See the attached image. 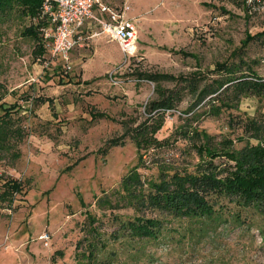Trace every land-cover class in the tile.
<instances>
[{
	"label": "rangeland",
	"instance_id": "1",
	"mask_svg": "<svg viewBox=\"0 0 264 264\" xmlns=\"http://www.w3.org/2000/svg\"><path fill=\"white\" fill-rule=\"evenodd\" d=\"M101 1L110 7L125 1V16L136 20L137 50L126 63L115 42L97 40L68 53L69 70L58 59L59 70H51L47 50L33 54L35 41L20 33L31 24L27 17L15 10L0 16V106L10 111L0 177L17 178L24 190L9 206L0 203V264H264L263 217L253 210L225 226H210L203 217L170 219L163 226L177 228L178 236L162 229L156 239H147L118 229L130 209L92 204L135 164L136 150L126 133L145 116L143 105L155 98V86L181 87L191 75L202 84L217 76L215 63L240 60L264 78V46L241 45L246 34L264 29V13L246 15L238 0ZM80 64L84 74H93L86 82L75 74ZM117 66L121 83L110 85L105 70ZM182 89L175 108L165 111L158 137L177 126L178 117L188 116L183 110L191 95ZM196 111L191 124L215 144L239 134L237 116L264 114V97L246 95L236 109L216 116L203 107ZM232 141L234 147L242 144ZM157 156L177 170L192 171L196 162L184 140L171 141ZM137 171L142 177L156 173L154 166ZM183 226L190 230L181 239ZM43 232L45 244L38 239ZM85 249L94 252L89 262L78 256Z\"/></svg>",
	"mask_w": 264,
	"mask_h": 264
},
{
	"label": "trees",
	"instance_id": "2",
	"mask_svg": "<svg viewBox=\"0 0 264 264\" xmlns=\"http://www.w3.org/2000/svg\"><path fill=\"white\" fill-rule=\"evenodd\" d=\"M38 6L39 0H0V16L15 10L31 23L20 33L35 41L33 54H40L43 48L37 34V22L33 21ZM249 41L264 46V29L246 34L241 45L245 46ZM241 62L215 63L212 72L217 76L202 84L191 75L182 85L184 87H178V83L170 89L154 87L155 98L143 105L145 116L126 133L136 150L135 164L121 176L110 193L102 191L92 199L96 209L102 206L109 211L115 207L130 209V216L117 222L123 235L156 239L162 229H167L178 236L177 228L164 227L170 224V219L198 220L203 217L210 226H225L231 222L239 223L243 212L253 210L263 217L259 233L264 240V114L237 116L239 134L234 139L222 137L215 144L204 129L191 124L200 107L208 115L216 116L222 110L236 109L240 98L246 95L264 97V78L257 76L250 65ZM58 66H52L51 70ZM182 88L191 95V102L183 110L188 116L178 117L180 123L167 135L158 137L165 111L175 108L181 100ZM6 108L0 106V152L7 150L5 142L10 134L7 126L10 111ZM12 111L16 113L18 109ZM90 115L100 116L101 113ZM175 140H184L196 156L192 171L177 170L167 159L157 156ZM232 140L242 141V144L234 147ZM215 157L222 160L214 162ZM147 166L155 167L154 176L142 177L137 171ZM15 194H24L20 181L15 177H0V203L9 206ZM183 227L180 238L184 237V230H190ZM82 238L76 244L83 241ZM87 242V247L92 246L90 240ZM93 255L92 249H87L78 256L89 262Z\"/></svg>",
	"mask_w": 264,
	"mask_h": 264
},
{
	"label": "built area",
	"instance_id": "3",
	"mask_svg": "<svg viewBox=\"0 0 264 264\" xmlns=\"http://www.w3.org/2000/svg\"><path fill=\"white\" fill-rule=\"evenodd\" d=\"M239 7L246 15L264 13V0H238ZM128 9L126 2L118 7H110L101 0H39L38 13L33 21L37 22V34L43 48L49 55V61L60 60L64 69H69L68 53L80 44L77 31L91 26L87 37L103 35L115 42L126 63L136 54V23L134 18L124 16ZM47 63V64H48ZM119 66L105 72L110 85H119L116 76ZM38 239L47 241L43 232Z\"/></svg>",
	"mask_w": 264,
	"mask_h": 264
},
{
	"label": "crops",
	"instance_id": "4",
	"mask_svg": "<svg viewBox=\"0 0 264 264\" xmlns=\"http://www.w3.org/2000/svg\"><path fill=\"white\" fill-rule=\"evenodd\" d=\"M129 10V8L126 10V11H128ZM125 11V12H126ZM124 16H125V13H124ZM125 17H128V18H134L133 16H125ZM135 20V19H134ZM135 23H136V20H135ZM92 29H91V26H85V27H83V28H81V29H79L78 31H77V35H79L80 36V44H79V46H77V47H75V49H76V51L77 52H79L80 50L81 51H83V49L85 48V46L87 47V46H89L90 44H92V42L94 43V44H96V41L97 40H102V42L103 41H107V39H106V37L105 36H103V35H99V36H96V37H87V34H88V32L89 31H91ZM136 35H137V26H136ZM105 39V40H104ZM136 39H137V36H136ZM137 43V42H136ZM117 46V45H116ZM84 47V48H83ZM137 50V49H136ZM70 55L71 54H69V60H68V64H73L72 63V60H71V57H70ZM86 60V59H85ZM84 60V61H85ZM77 61H78V58H75L74 59V62L75 63H77ZM84 61L82 62V63H84ZM81 63V64H82ZM51 64H53L52 66L54 67L55 65H57V62L56 61H52L51 62ZM81 64L79 65V69H77V71H76V76H78V78H80L79 80L81 81V82H86V80H90L91 79V77L93 76V74L92 73H89V74H84V72H83V70L81 69ZM51 66V67H52ZM69 70V69H68ZM109 70V69H108ZM107 70H105V72H106ZM66 71H63V73H65Z\"/></svg>",
	"mask_w": 264,
	"mask_h": 264
}]
</instances>
